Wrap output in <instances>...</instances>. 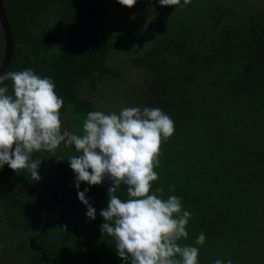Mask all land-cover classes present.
<instances>
[{
	"label": "trees",
	"instance_id": "trees-1",
	"mask_svg": "<svg viewBox=\"0 0 264 264\" xmlns=\"http://www.w3.org/2000/svg\"><path fill=\"white\" fill-rule=\"evenodd\" d=\"M100 1L4 0L15 43L4 72L31 68L50 77L64 101L62 129L78 135L89 111L160 108L175 132L162 144L153 191L162 187L164 198L180 197L191 213L188 238L179 243L199 248V264H264V0L171 7L172 18L155 28L152 48L141 41L151 44L148 29L140 24L139 36ZM34 23H43L40 34ZM5 47L0 19V62ZM120 47L126 67L110 68ZM122 75L141 79L103 97L96 81ZM5 85L11 92V81ZM59 148L32 154L41 156L39 181L26 169H0L1 211L21 242L17 264L24 257L30 264H124L100 228L112 182H81L77 189L68 158L79 153L74 145ZM85 188L94 220L78 199ZM117 195L126 198V188ZM201 233L206 240L197 245Z\"/></svg>",
	"mask_w": 264,
	"mask_h": 264
},
{
	"label": "clouds",
	"instance_id": "clouds-1",
	"mask_svg": "<svg viewBox=\"0 0 264 264\" xmlns=\"http://www.w3.org/2000/svg\"><path fill=\"white\" fill-rule=\"evenodd\" d=\"M191 0H158L161 6L183 7ZM134 7L137 0H118ZM11 81V92L5 85ZM0 169L8 165L15 172L27 170L32 181H39L41 160L32 154L55 152L61 143L73 146L79 155L68 158L75 173V186H90L110 180L107 207L100 215L106 221L100 228L115 242L117 255L124 264H199V248L181 245L188 238L186 226L191 213L183 209L176 195L164 198V189L153 182L160 165L162 144L175 132L172 118L158 107H124L119 113L89 111L82 134L62 131L60 110L63 99L56 93L50 77H41L33 69L0 73ZM126 188V198L117 193ZM174 185H169L174 190ZM78 192L87 206L86 216L95 219L96 209ZM66 230V227H65ZM199 234L195 243L203 245ZM213 264H225L216 259ZM226 264H232L229 260Z\"/></svg>",
	"mask_w": 264,
	"mask_h": 264
},
{
	"label": "rangeland",
	"instance_id": "rangeland-1",
	"mask_svg": "<svg viewBox=\"0 0 264 264\" xmlns=\"http://www.w3.org/2000/svg\"><path fill=\"white\" fill-rule=\"evenodd\" d=\"M246 1L248 2L249 0H246ZM100 3H105L104 5L106 8H109L108 11L110 12L111 16L113 14V16H117V19H126L127 21H126V24L124 25H126L127 28H130L131 26L137 27L139 36H144L143 30L148 29L150 34L148 35L147 41H151V44H148L147 42L145 43L144 39H141V41L142 43H144V45H146L149 48L150 47L152 48L158 41L157 39H154L158 36L157 34H154L156 33L155 28L162 26V24L164 25L169 19L172 18V15H173L172 8L169 6H161L158 3V0H137V3L135 4V6L131 8L120 5L118 3V0H101ZM140 12L143 14H146L148 18L147 17L143 18ZM134 17H136V19H134ZM140 24H142L143 30L138 28ZM143 24H146V26ZM42 25L43 23H34L33 24L34 27L33 26L32 27L36 33L40 34ZM119 25H122L121 22L119 23ZM135 43H137V41ZM125 54H126L125 50L120 47V51H118L117 54L115 53V56H113L110 59L109 67L110 68L116 67L119 69L125 68L126 61L125 59H122V57L125 56L126 60L129 59L127 58V55ZM137 76L122 75L119 79L110 80V83L102 84L99 80H97L96 83L99 84L97 87H99V92L101 93V95L103 97L104 96L108 97L110 92H112L113 87H116L117 90L128 87L131 84L137 82V80L141 79V78H138ZM85 89L88 90L87 88ZM119 98L123 99L120 96ZM126 107H129V106H126ZM67 147L68 146H65L64 143H61L59 149L64 150ZM40 159H41V156L37 155V159L35 160H40ZM1 209L2 207L0 205V211ZM0 213H1L0 214V263L1 262L4 263L6 259L8 260L7 264L20 263L17 260L18 258L21 257L19 254H17V250H18L17 245H19L21 242H19L18 239L16 238L17 234H15L16 235L15 236L14 233L12 232L11 227L9 226V222L6 220L7 218L4 217L3 212L1 211ZM4 250L5 252L3 253ZM27 261H28L27 258L24 257L23 261L21 262L22 264H30V263H27Z\"/></svg>",
	"mask_w": 264,
	"mask_h": 264
},
{
	"label": "water",
	"instance_id": "water-1",
	"mask_svg": "<svg viewBox=\"0 0 264 264\" xmlns=\"http://www.w3.org/2000/svg\"><path fill=\"white\" fill-rule=\"evenodd\" d=\"M0 19L4 29L5 40H6L5 55L0 62V73H2L10 65L15 48V43H14V39L12 38V30L9 24L4 0H0Z\"/></svg>",
	"mask_w": 264,
	"mask_h": 264
}]
</instances>
